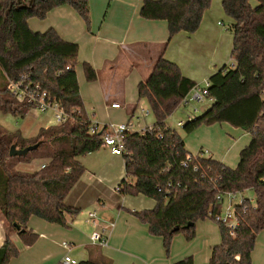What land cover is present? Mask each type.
I'll return each mask as SVG.
<instances>
[{
	"label": "trees",
	"instance_id": "obj_1",
	"mask_svg": "<svg viewBox=\"0 0 264 264\" xmlns=\"http://www.w3.org/2000/svg\"><path fill=\"white\" fill-rule=\"evenodd\" d=\"M18 1L0 0V112L20 117L28 114V107L10 92L8 81L29 75L31 83L48 91L70 116L66 123L43 127L29 139L0 125V212L30 246L39 238L28 227L32 217L66 227L68 218L82 211L68 205L67 198L86 172L80 159L103 148V135L90 133L93 121L85 111L77 78L79 45L65 41L53 28L40 33L29 26L31 18L44 20L52 10L70 6L89 29V1L36 0L29 8L25 5L31 0ZM255 1L256 6L251 0H223L226 15L235 21L231 53L235 68L225 65L210 77L211 107L183 125L186 133L223 123L249 133L251 142L241 151L237 167L204 155V150L191 154L184 138L167 125V119L196 87L176 63L164 57L168 44L149 77L138 85V98L148 103L156 123L152 130L125 138L126 175L118 196L143 195L156 201L152 210L131 213L149 227L152 236L163 239L167 252L176 234L184 232L193 240L197 221L215 220L222 214L224 203L218 196L254 192L256 206L248 198L237 206L240 224L235 237L219 223L222 240L212 249L207 264H252L258 235L264 230V0ZM211 3L145 0L140 15L166 21L171 40L180 32H197ZM83 69L89 83L98 80L99 73L90 63H83ZM34 145L38 149L26 156L10 155L12 146L25 149ZM34 161L42 162V167L32 172L21 168ZM18 254L7 235L0 248V264H9ZM79 264L111 263L88 260ZM174 264L195 263L187 257Z\"/></svg>",
	"mask_w": 264,
	"mask_h": 264
},
{
	"label": "crops",
	"instance_id": "obj_2",
	"mask_svg": "<svg viewBox=\"0 0 264 264\" xmlns=\"http://www.w3.org/2000/svg\"><path fill=\"white\" fill-rule=\"evenodd\" d=\"M88 1L92 23L89 29L85 21L70 6L52 10L44 19V25L31 18L29 26L33 31L40 33L53 28L65 41L79 45L78 59L82 66L77 69L78 84L85 111L93 122L95 114L91 116L89 113H93L98 103H103L107 110L126 109V120L122 124L135 125V132H138L139 127L154 126L147 122L142 123L148 118L142 117V110L146 108L138 109L134 101L137 103L141 101L138 98V85L151 74L165 44L168 46L163 52L164 57L176 63L183 75L193 80L196 86H204V83L223 66L234 64L228 33L220 28L221 21L230 20L224 11L223 0H212L197 32L194 34L180 32L171 40L166 21L146 20L141 17L140 10L145 0ZM232 38L234 40L233 34ZM85 62L90 63L98 71L99 78L96 82L87 81L83 69ZM121 63L125 65L120 74L118 68ZM110 75L114 78L120 76V79L122 77V84L120 82L118 88H115L116 82L108 83ZM131 75L133 77H130L127 83ZM134 80L137 83L138 99L130 98L125 105L126 86L129 90L130 81L133 84ZM192 93L193 90L187 96L188 99ZM114 104H119L120 108H114ZM183 104L185 105L184 102ZM136 117H141L142 120L137 122ZM179 123L184 122L179 121L178 126ZM196 132L198 137L196 136L194 141L186 139L187 150L193 155L204 150L207 156L230 168L237 167L241 151L251 142L249 133L227 123L202 126ZM108 150L107 159L97 173L89 172L81 162L88 175L84 174L81 182L70 193L67 204L81 207L82 211L77 216L69 217L66 227L32 217L28 227L37 233L39 238L36 243L28 246L16 232L9 235L4 219L0 218V248L9 235L19 250L18 256L9 264H60L68 252L79 263L88 260L95 262L108 260L111 264H174L187 257H192L195 264L209 262L211 254L207 252L201 257L202 255L192 248L194 243L189 245L188 249L177 252V242L172 246L170 260H166L163 239L152 236L149 227L131 213L152 210L156 206V201L140 195L139 205L134 206L131 199L118 196L115 189L125 178V161L124 157L114 156L110 149ZM32 164L21 168L30 171L28 167ZM42 164L40 162L37 169L41 168ZM86 208L84 214L86 220H80ZM93 211L97 213V226L87 222L88 214ZM110 223H114V227L105 231L108 245L101 247L93 244L92 234L101 232ZM221 240L222 237L214 239L211 244L218 246ZM63 243H69V251L63 247ZM256 257L257 253L253 252L252 264Z\"/></svg>",
	"mask_w": 264,
	"mask_h": 264
},
{
	"label": "rangeland",
	"instance_id": "obj_3",
	"mask_svg": "<svg viewBox=\"0 0 264 264\" xmlns=\"http://www.w3.org/2000/svg\"><path fill=\"white\" fill-rule=\"evenodd\" d=\"M251 3L254 6L257 5V2L255 0H251ZM33 19L37 21L38 23L44 25L45 20H41L38 18H33ZM229 19H230L229 21L227 20L221 21L220 28L224 29L225 32L228 33L227 36L229 37V41H231V43L229 44L231 46L230 50H233L232 46H233L234 40L232 38V26L235 23V21L231 18ZM124 65H125L124 63H121L120 67L118 68L120 74H121V71L123 72L124 70ZM81 66H82V63H80L79 61L77 65V69L80 68ZM111 75L108 78V80L110 81V82L108 81L109 84H113L114 82H116L115 88L119 85L120 82L122 84V80H121L122 77L121 79H120V76L119 78H114V77H111ZM130 77H133V76L131 75L128 77L127 83ZM130 84H131V88L129 90L126 86L127 96L124 101L125 105L126 103H128L130 98L134 100L138 99L136 81L134 80L133 84L130 81ZM134 104L135 105L137 104L138 109L140 107H145L146 109L149 110L148 118L146 120H143L142 123L145 124L147 122L148 124L155 125L156 121H155L154 115L152 114L148 103L145 100H141L138 103L137 101H134ZM211 105H212V101L209 99L205 100L203 103L191 101L188 105L181 104L173 112V114L167 119L166 123L171 129L176 130L184 138L185 141L186 139H189V138L192 141H194L196 136L198 137V134L196 132L198 131V129L192 133H186L183 130V126H178V122L183 121L184 123H186L188 121L189 115L193 114L195 117H197L201 115L203 112H205L208 108H210ZM195 110L197 111L195 112ZM89 114L91 116L95 114L93 117V119L95 118L94 121L97 122L99 126L103 128L104 126L106 125L109 126L110 124H114V125L122 124L126 120L127 111L126 109H122L121 111H116L113 109L107 110L103 103L101 104L98 103L97 107L93 110V113L91 112ZM53 124H55L54 118L48 115H37V113H35L34 111H31L25 117L15 116L12 113L0 112V125H2V127H4L10 132L20 131L25 138H33L38 134L41 128L48 127ZM192 144H194V142ZM107 151H109L107 148H101L99 151L95 153H91V154H88L82 157L80 161L86 166L89 172L97 173V170H99L101 165L104 164V162L107 159ZM191 154L193 153L191 152ZM38 166H40V161H34V163L28 168L32 172L33 169L34 171L37 170ZM87 175L88 174H86L85 176ZM117 184L118 183H116V185ZM106 186H109V185H106ZM114 187L115 185L113 186V188ZM139 196H125L123 198L131 199L132 204L135 206V205H139V201H140V199L138 198ZM244 197L255 200V194L253 191H246L244 193ZM225 208L226 207L223 208V211ZM86 210L87 208L84 210V213L81 215L80 220H86L84 216V214L86 213L85 212ZM0 218L2 220L4 219L3 216L1 215V212H0ZM3 221L5 223L6 232L9 235L10 234L12 235L15 231L12 230V228L5 221V219ZM220 237H221L220 224L217 223L213 218L209 217L205 220H199L196 223V235L193 240H188L186 234L184 232H180L174 236L169 252H167L164 242L162 240V246L164 249L165 258L166 260H170L172 256V246L174 242L178 243L177 252H179L182 249L184 250L188 249L189 245L194 243L192 246L194 251L199 252V255H202L201 257H204L206 255L205 253L207 252L211 254V251H212L211 248H213V246L216 245V244H211V242L214 241V239H219ZM219 242H218V245H220ZM255 250L254 252L257 253V257H256V261L253 260V264H264V230L261 231L258 236Z\"/></svg>",
	"mask_w": 264,
	"mask_h": 264
},
{
	"label": "built area",
	"instance_id": "obj_4",
	"mask_svg": "<svg viewBox=\"0 0 264 264\" xmlns=\"http://www.w3.org/2000/svg\"><path fill=\"white\" fill-rule=\"evenodd\" d=\"M232 68H235V64H232ZM9 90L16 98L19 104H24L28 107V113L34 111L37 115H48L55 120V124L61 125L66 123L70 116L65 111L64 107L60 102L51 97L48 91L42 90L39 85L32 84L29 75H22L19 80L8 81ZM210 82L207 80L204 86H196L193 89L191 97L185 98L184 103L188 105L191 101L198 103H203L205 100L209 99ZM210 100V99H209ZM114 108H120L119 104H114ZM197 110H195L196 112ZM80 113V112H78ZM149 116V110H142V117L146 118ZM195 116L192 114L189 116V120L194 119ZM142 120L141 117H136V121ZM184 123H179V126H183ZM139 124L137 125V127ZM153 127H139L138 132H145L146 130H152ZM91 134L101 133L103 135V147L110 149L114 156L124 157L125 153V138L130 133H135V125L131 123L104 126L103 128L99 126L97 122H93L90 128ZM204 155H207L206 151ZM188 166L187 163L184 164ZM115 192H119V186L116 187ZM245 192L239 193H226L224 195L218 196V200L224 203V211L222 214L216 216L215 221L224 224L229 229V234L231 237L236 236L235 230L240 224V217L237 213V206L244 205L246 197H244ZM251 203L256 206L255 200L250 199ZM97 213L95 211L88 214L87 222L97 226ZM114 227V223H110L108 226L104 227L101 232H94L91 236V242L95 245L105 247L108 245V238L105 236V231L110 230ZM63 247L69 251V243H63ZM238 259V258H237ZM60 264H79L78 260L70 255L68 252L61 260Z\"/></svg>",
	"mask_w": 264,
	"mask_h": 264
},
{
	"label": "water",
	"instance_id": "obj_5",
	"mask_svg": "<svg viewBox=\"0 0 264 264\" xmlns=\"http://www.w3.org/2000/svg\"><path fill=\"white\" fill-rule=\"evenodd\" d=\"M36 0H31L25 7L29 8L31 7ZM20 3V0L18 1ZM38 149V145L30 146L25 149H17L15 146H12L10 149V155L12 157L14 156H26L29 152H32L34 150ZM17 226V225H15Z\"/></svg>",
	"mask_w": 264,
	"mask_h": 264
}]
</instances>
